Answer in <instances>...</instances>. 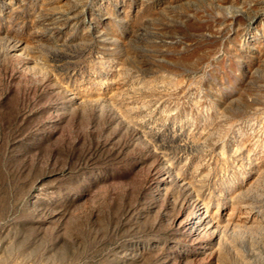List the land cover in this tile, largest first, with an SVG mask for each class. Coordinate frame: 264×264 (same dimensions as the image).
<instances>
[{
    "label": "rangeland",
    "instance_id": "rangeland-1",
    "mask_svg": "<svg viewBox=\"0 0 264 264\" xmlns=\"http://www.w3.org/2000/svg\"><path fill=\"white\" fill-rule=\"evenodd\" d=\"M0 264H264V0H0Z\"/></svg>",
    "mask_w": 264,
    "mask_h": 264
}]
</instances>
